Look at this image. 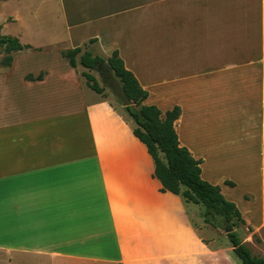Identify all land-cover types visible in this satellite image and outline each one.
Here are the masks:
<instances>
[{
  "label": "crops",
  "instance_id": "obj_1",
  "mask_svg": "<svg viewBox=\"0 0 264 264\" xmlns=\"http://www.w3.org/2000/svg\"><path fill=\"white\" fill-rule=\"evenodd\" d=\"M226 1L53 0L49 31L57 37L43 43L13 36L29 47L11 52L10 64L0 63V264H243L220 228L193 225V214L202 220L200 203L162 191L154 159L133 134L124 107L90 89L68 64L62 52L89 39L101 54L118 51L148 92L143 104L162 112L180 107L179 144L201 160V177L236 205L248 229L239 233L242 241L264 257V135L258 139L252 122L259 112L264 118V15L261 9L254 45L250 23L257 27L258 17L251 15L237 21L245 34L235 43L241 49L235 63L223 60L218 71L206 70L209 50L218 59L225 48L220 25L223 35L238 12ZM150 31L183 32L185 41L149 43ZM40 73L41 79L26 78ZM228 74L234 100L249 105L238 111L246 121L234 117L233 133L223 137L187 130L190 113H202L190 126L209 121V111L197 109L202 94L193 82L215 84ZM246 144L243 172L215 168L223 147L241 154Z\"/></svg>",
  "mask_w": 264,
  "mask_h": 264
},
{
  "label": "trees",
  "instance_id": "obj_2",
  "mask_svg": "<svg viewBox=\"0 0 264 264\" xmlns=\"http://www.w3.org/2000/svg\"><path fill=\"white\" fill-rule=\"evenodd\" d=\"M28 47L29 45L22 44L18 38L0 32V48L7 55L2 63L10 64L11 52ZM62 55L71 67L79 64L87 70H96L97 63L105 60L112 68L124 94L134 103L124 109L135 124L133 134L146 145L148 153L154 159V174L161 181L162 191L180 194L186 201L200 203L203 206L202 221L213 227L236 228L244 224L241 212L233 202L225 199L220 187L201 177V160L195 159L186 147L179 144L174 128V122L181 112L179 106L175 105L162 112L156 105L143 104L148 92L141 87L134 74L125 67L117 50L112 51L106 59L100 55H93L88 49L81 52L80 46L67 49L62 52ZM81 74L90 89L103 94L105 84L100 85L89 72L83 71ZM26 78L41 79L42 74L36 77L26 75ZM226 183L233 184L230 181ZM226 235L234 253L243 264H264V257L253 255L236 229Z\"/></svg>",
  "mask_w": 264,
  "mask_h": 264
},
{
  "label": "rangeland",
  "instance_id": "obj_3",
  "mask_svg": "<svg viewBox=\"0 0 264 264\" xmlns=\"http://www.w3.org/2000/svg\"><path fill=\"white\" fill-rule=\"evenodd\" d=\"M262 3V4H261ZM53 4V0H0V25H1V31L5 35H11V36H17L20 39H22L24 42H31L34 41V39H39L40 42H47L48 38L51 36L57 37L56 35H59V33H56L54 30L52 32L49 31L50 25L53 22V18L51 17L52 14H49L47 12L48 9ZM227 8H233L235 11H238L235 16H233V20L228 19L227 22L224 24V32L222 35L221 32V25H220V31H219V40L220 43L224 41L225 48L223 50H219V57L217 59V55H212V50L210 49L208 52L209 58L204 61L203 67L206 70L211 71H218V69H221L223 66V60L226 61L225 65H230L232 63H235L237 60L238 52L241 49H234L237 45L236 42L239 41V38L245 34L242 33V29H239V25L237 27V21L244 20V18L248 19L249 16L255 15L258 17L257 27H254L256 24L255 21L252 20L251 24V39L253 40V45L255 44V35L257 29L259 30L260 26V18H261V9L263 10L264 15V0H227L226 1ZM263 5V8H262ZM53 7V6H52ZM248 10L247 12L245 10ZM227 15V14H226ZM236 16L238 18H236ZM15 17V19L13 18ZM264 19V18H263ZM231 21L230 24L228 21ZM31 25V30H29L26 27V24ZM185 34L183 32L181 33H172L168 34L162 32V33H154L150 31L149 33L145 34V41L149 43H155L160 41H169L175 39L174 41L176 43H180L185 41ZM36 41V40H35ZM242 41V40H241ZM94 41L92 39H89L88 41L84 42L81 47V52L85 49H88L92 52L93 55H100L103 58H107L108 56L101 54L100 51L96 48V45L93 43ZM242 43H245V41H242ZM258 43V42H257ZM255 47V46H254ZM252 47V48H254ZM251 48V49H252ZM263 55H264V45H263ZM6 52H4L3 49H0V63L5 58ZM242 56H246L245 54ZM79 57V54L77 55V58ZM229 61H232V63H227ZM212 64V65H209ZM224 65V66H225ZM78 70L82 73L83 71L91 73L99 82L100 85H102L99 75L96 70H87L85 67H82L81 65H77ZM208 68V69H207ZM227 74V72H225ZM232 74H229L224 78V80H215V84H212L208 81L204 83L199 82H193V90L194 91H201L202 94V104L199 103L197 106V109L200 111H209L206 115L208 117L207 124H203V126L199 125L200 122L195 121L197 126H190L193 124L192 118L194 117H200L202 113H190V116L187 118V121H184L183 125L186 127L187 130L191 129V131L195 130L196 127L198 128L197 131H200L204 136L207 138H215V136L219 135V137L228 136L233 133L232 130V122L234 120V117L236 119V122H238V117H240L239 122L246 121L243 119V113L238 112L239 110H242L244 106H249L247 103L240 105V102L235 101L234 98L236 95L234 94L233 90L230 88L232 84L234 83ZM181 82H177V84H180ZM256 88H259V92L257 93V102L261 103V92H260V85H255ZM251 88H254L253 85ZM238 91H247L238 88ZM249 94H253V92L250 91L248 88ZM236 93V92H235ZM102 97H105L109 99L114 105L123 107L113 96L111 91L105 86L103 89V94H101ZM238 96V95H237ZM264 103V101H263ZM250 105L260 106V104L252 103ZM264 106V105H263ZM245 107V108H246ZM257 116H254V119L252 122H254L257 126V137L260 139L262 135H264V118H261V113L255 114ZM190 126V127H189ZM206 126V127H205ZM219 132V133H216ZM241 137H244L243 133H241ZM243 149L241 154H237L233 152V146L228 145L223 147V151L221 152V157L219 159L218 165L215 167L217 168L221 173L228 175L232 172L234 167L240 169L242 172L246 168V166L249 164L248 161L245 160V155L248 154V150L244 148H248L247 144L241 146ZM233 157H237L234 161ZM213 160H211L212 162ZM234 161V163H233ZM254 163V162H253ZM259 164V162H257ZM234 165V167H233ZM260 167V166H259ZM216 170V169H215ZM257 181H255V184ZM244 184H240L238 186L237 191L241 192L243 190ZM203 210V209H202ZM246 217V216H245ZM191 221L195 227H200L202 225V220L198 218L196 215L191 216ZM250 228V227H249ZM220 232H223V230L220 228ZM211 232V229H210ZM238 232L240 234H244L245 232H248V229L246 226H241L240 229H238ZM264 232V230H263Z\"/></svg>",
  "mask_w": 264,
  "mask_h": 264
},
{
  "label": "water",
  "instance_id": "obj_4",
  "mask_svg": "<svg viewBox=\"0 0 264 264\" xmlns=\"http://www.w3.org/2000/svg\"><path fill=\"white\" fill-rule=\"evenodd\" d=\"M96 71L99 75L101 83L106 85V87L111 91L113 96L120 102L123 107H128L134 104L124 94L119 80L115 76L112 68H110L105 60L99 61L97 63ZM222 230L225 234H227L229 232H232L234 230V227L223 226Z\"/></svg>",
  "mask_w": 264,
  "mask_h": 264
}]
</instances>
